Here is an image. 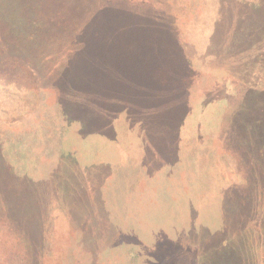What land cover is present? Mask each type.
I'll return each instance as SVG.
<instances>
[{
	"label": "rangeland",
	"instance_id": "rangeland-1",
	"mask_svg": "<svg viewBox=\"0 0 264 264\" xmlns=\"http://www.w3.org/2000/svg\"><path fill=\"white\" fill-rule=\"evenodd\" d=\"M59 4L58 30L33 24ZM0 13L32 59L0 51V189L42 205L29 264H264V0Z\"/></svg>",
	"mask_w": 264,
	"mask_h": 264
},
{
	"label": "trees",
	"instance_id": "trees-1",
	"mask_svg": "<svg viewBox=\"0 0 264 264\" xmlns=\"http://www.w3.org/2000/svg\"><path fill=\"white\" fill-rule=\"evenodd\" d=\"M58 8H62L61 4H59ZM57 9L55 10L53 8L49 11L50 13L41 10L39 15L42 16V19L33 22V24L41 28L50 26V29L51 27H53L54 30H58L64 9L62 8L63 11L61 9L57 11ZM2 15L3 14L0 13V25L2 22ZM23 25L25 26V30L29 29L28 26L30 25V20L26 19ZM72 26H74V31L72 33L71 39L75 41L76 37H78V31L75 30V23H73ZM4 31L5 27L2 28L0 26V51L23 62H32V59L30 57L23 56L16 52V49H12L10 47V41L14 39V37L19 38V36L13 32L5 34ZM36 37L37 33L35 31L31 34L30 31L28 32V38ZM38 39L43 43L51 42L52 40H54L52 38H46L44 35L39 36ZM74 43L70 42V38H68L67 49L65 51L73 52L74 49H77L76 47H74V45H72ZM48 85L51 88L52 85ZM0 136V161L1 158H3L2 163L0 162V169H9L8 171H0L4 175L12 176L13 174L11 173L10 169H14V165L11 162L5 160L6 156L4 151V143L2 142L3 136ZM14 180L18 182V184L24 185L23 181L20 182L16 180L15 175ZM1 182L2 178L0 175V183ZM8 193L9 195L6 194V192L2 191V189H0V264H29L31 254L35 253L34 250L36 242H34L33 238H36L37 232L34 231L35 229L31 230V228L28 227L27 222L33 220V216L31 217V215H41L38 210L42 205L38 202L32 204L28 194L27 196H25L26 191L22 192V195L20 193H17L18 196L21 195L20 201L22 199L23 204H21L20 202L18 203L17 199L13 198V193H11V191H8ZM25 197L27 198V201H25ZM16 203L19 205L15 206ZM32 231L34 234H32Z\"/></svg>",
	"mask_w": 264,
	"mask_h": 264
}]
</instances>
